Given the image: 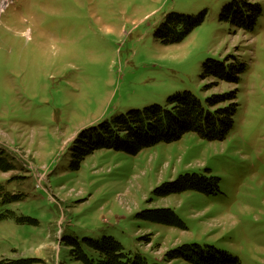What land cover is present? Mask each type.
I'll list each match as a JSON object with an SVG mask.
<instances>
[{"label":"rangeland","instance_id":"obj_1","mask_svg":"<svg viewBox=\"0 0 264 264\" xmlns=\"http://www.w3.org/2000/svg\"><path fill=\"white\" fill-rule=\"evenodd\" d=\"M232 1L0 0V155L14 165L0 170V263L82 264L68 238L112 236L150 264H191L166 258L192 243L264 264V0H247L262 7L252 31L221 18ZM205 11L182 42L158 39L170 14ZM209 59L244 65L240 82L205 78ZM185 91L203 102L237 91L225 140L190 132L75 168L81 132ZM193 173L219 177L221 194L159 196ZM162 209L186 229L153 220Z\"/></svg>","mask_w":264,"mask_h":264},{"label":"trees","instance_id":"obj_2","mask_svg":"<svg viewBox=\"0 0 264 264\" xmlns=\"http://www.w3.org/2000/svg\"><path fill=\"white\" fill-rule=\"evenodd\" d=\"M261 13L262 7L258 3L234 0L225 5L220 16L236 29L252 31ZM206 16L207 11L199 16L172 13L156 35L166 45L182 42L205 21ZM244 70V65L227 59H209L204 64V77L238 84ZM238 106L237 91L225 96H208L205 102L191 91H185L170 96L166 105L152 104L142 109H130L79 134L74 148L75 168L79 169L86 157L96 150L113 149L136 155L160 143L176 142L190 132L209 141L225 140L234 127ZM13 169L14 165L9 159L0 155V170L8 172ZM163 188L159 196L186 191L221 194L220 178L212 174H186ZM151 217L155 221L186 229L185 223L171 209L155 210ZM67 244L72 247V256L82 264H150L141 255L131 256L122 243L112 236L101 239L70 237ZM166 259H183L191 264H240V260L227 251L197 243L184 244L169 252ZM0 264L20 263L9 261Z\"/></svg>","mask_w":264,"mask_h":264}]
</instances>
